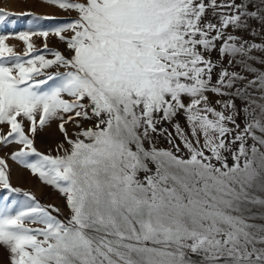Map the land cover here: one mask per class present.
Segmentation results:
<instances>
[{
  "label": "snow or ice",
  "instance_id": "1",
  "mask_svg": "<svg viewBox=\"0 0 264 264\" xmlns=\"http://www.w3.org/2000/svg\"><path fill=\"white\" fill-rule=\"evenodd\" d=\"M47 3L78 14L52 30L69 55L24 59L0 36V123L10 126L0 144L22 146L10 158L57 189L70 215L58 219L27 192L19 207H0L10 264H264V223L255 222L264 219V73L245 85L246 76L229 71L255 72L251 53L264 46L233 33L249 19L264 26V8L254 0ZM6 15L0 10V20ZM31 35L49 32L16 37L25 57ZM54 66L65 71H43ZM24 120L33 135L59 120L70 147L38 152ZM68 122L80 129L76 139ZM152 134L175 151L155 147ZM177 139L187 157L176 154ZM0 187L21 191L11 188L4 158Z\"/></svg>",
  "mask_w": 264,
  "mask_h": 264
},
{
  "label": "rangeland",
  "instance_id": "2",
  "mask_svg": "<svg viewBox=\"0 0 264 264\" xmlns=\"http://www.w3.org/2000/svg\"><path fill=\"white\" fill-rule=\"evenodd\" d=\"M75 2H83V0H75ZM218 2H220V0H218ZM237 2L239 3L240 0H237ZM254 3L256 7L264 8V5L260 4V0H254ZM0 10H3L6 14H11L6 15L2 20H0V36L7 37L5 43L9 47L13 48L17 55L24 59H29L32 55H44L45 59H54L51 55L53 51H59L66 57L69 55L66 42L60 41L57 36L52 34V30L76 19L78 16L76 11L60 9L56 5L47 3V0H0ZM248 24L250 27L246 31L236 32L233 34L242 36L249 43L264 46V26H262L261 22L257 19H249ZM40 31H48V37L45 39L39 35H31L29 43L33 45V49L31 50L30 55L25 57L24 53L26 45L22 40H19L16 37L22 33ZM228 31L231 32L232 30L228 29ZM63 35L70 36L71 33H63ZM45 43L47 44V48L44 47ZM251 57L252 59L249 63L251 67L255 69V72L244 71L239 66L235 68L229 67V71H239L242 75L247 77V79L242 82L245 85L248 81L253 80L256 75L264 73V63H262V61H264V47L253 50ZM213 59H216L215 53L213 54ZM43 71L51 74L55 71H65V69L54 66L44 69ZM36 79H44V77L40 76L36 77ZM52 83V81H49L48 85H41V87L47 88ZM248 91L252 94L253 99L259 101L261 93L257 88H249ZM224 99H228V97H224ZM236 105L238 109L243 108V103L239 99L236 100ZM216 107L217 110H220L219 105ZM17 119L20 120L21 118L18 117ZM38 119L39 118L37 116V124ZM23 123L26 134L33 139V146L38 152L51 156L64 155V149L70 147L65 141L64 134L59 130V120H53L47 123L43 128L37 126V130L34 135L28 132L29 122L24 120ZM180 123L187 132L188 128L185 121L181 119ZM236 123L240 125L241 129L244 127L245 120L243 111H241ZM92 124V121L85 122V127H91ZM228 126L234 127L231 124ZM158 127L167 128L170 132L173 131L168 123L158 125ZM9 128L10 126L6 123H0V135H6ZM65 129L71 139H76L77 133L80 131V129L72 122L65 124ZM152 136L155 147L175 151L172 145L168 143L166 136L157 134H152ZM80 138L83 139V137ZM175 143L180 145L182 149L181 152L176 154L187 157V150L183 149L182 142L177 139ZM251 143L252 141L249 140L248 144L250 145ZM60 145H63L64 147L61 148ZM147 146L148 144L146 143V147ZM236 146L237 145H233V147ZM20 147L22 146L15 143L0 144V158H4L8 164L9 183L11 188H18L21 190L20 192H12L9 189L0 187V207L5 205H11L14 208L19 207L29 200V198L24 195V193L27 192L30 193L31 196L35 197V202H38L40 205L48 208L52 215L62 221H65L70 215L65 197L53 186L42 182L38 175L32 174L29 169L23 167L18 161H13L10 158L11 154L18 151ZM225 155L227 156V162L231 165V155L228 153H225ZM30 159H35V157H30ZM142 175L143 174H141V176ZM53 206L54 208L59 209V211H54ZM255 210L259 211V209ZM255 222L258 224L264 223V219H257ZM26 226L29 228L43 227L41 224H32L28 222H26ZM0 264H10V253L3 245H0Z\"/></svg>",
  "mask_w": 264,
  "mask_h": 264
}]
</instances>
